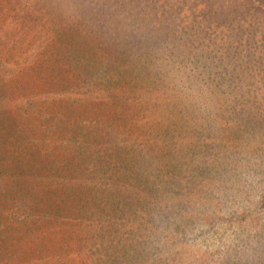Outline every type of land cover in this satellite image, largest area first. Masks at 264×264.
<instances>
[{
    "label": "trees",
    "instance_id": "1",
    "mask_svg": "<svg viewBox=\"0 0 264 264\" xmlns=\"http://www.w3.org/2000/svg\"><path fill=\"white\" fill-rule=\"evenodd\" d=\"M0 17V117L37 120L5 161L44 152L51 177L0 179L29 224L0 264H264V0H0ZM26 75L40 87L19 96Z\"/></svg>",
    "mask_w": 264,
    "mask_h": 264
},
{
    "label": "rangeland",
    "instance_id": "2",
    "mask_svg": "<svg viewBox=\"0 0 264 264\" xmlns=\"http://www.w3.org/2000/svg\"><path fill=\"white\" fill-rule=\"evenodd\" d=\"M2 17V16H1ZM0 17V18H1ZM3 61V60H2ZM32 80L33 86L30 87V89H33L32 91H35L37 88L40 87V82L38 81L37 78H33L30 76V78L26 77L22 79L13 78L11 81L7 82V86H9V89L11 91L14 90V92L17 93V95H22L24 92H27L25 89V84L26 81ZM3 78H0V97H1V86H2ZM35 89V90H34ZM37 93V92H36ZM0 117V130H5V141L0 142V179L3 181H6L8 179H12L14 175H20L21 173L24 174L27 177V174H33L37 178V173H43V169L46 167L45 163L48 165V162H46V158L48 160V157H46V154L43 152V154H38L37 159L39 161H28L27 158L29 155H25L20 151V149H17V155H19L18 160L16 159L15 164L13 167H11V163L5 161V156L7 154V149L5 148V144L10 143L11 141H14L15 143L18 142L17 136L20 131H22L24 128H27L28 130L31 127L35 126L37 120L33 116V114H25L17 110L15 115H12V117H9L8 111H4V113H1ZM17 123H19V127H17ZM13 124L15 125L13 129ZM34 129H30L29 132ZM2 133V132H0ZM13 134V139L12 136L10 135ZM3 136L0 134V141L3 140ZM12 139V140H11ZM25 140V143H20L22 146H24L26 143H30L31 138L26 137L23 138ZM9 149L12 151H15V148L13 146H8ZM26 149H30V144H27L25 146ZM42 150H45L43 147ZM9 161V160H8ZM2 163V164H1ZM30 163V166L27 164ZM2 165V167H1ZM47 168H49L47 166ZM46 168V169H47ZM43 176V177H42ZM42 178L46 180H51L50 175H48V170L41 175ZM40 178L39 182L44 183V181ZM40 190H37L39 192ZM14 202L10 197L7 198L6 196L0 195V243H2L6 238L7 239H12V240H17L18 238L21 239L23 235L26 232V227L29 226L28 223H25L24 220H22V216L19 213H16L15 207H14ZM28 225V226H27ZM34 228V226L32 227ZM29 227V229H32ZM3 239V240H2ZM18 239V240H19ZM77 261H74L69 264H75ZM76 264H80L77 262Z\"/></svg>",
    "mask_w": 264,
    "mask_h": 264
}]
</instances>
